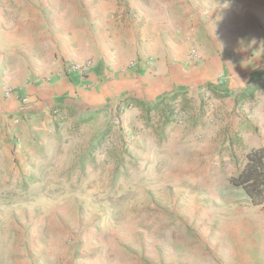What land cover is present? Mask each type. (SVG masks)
Returning <instances> with one entry per match:
<instances>
[{
  "label": "rangeland",
  "instance_id": "1",
  "mask_svg": "<svg viewBox=\"0 0 264 264\" xmlns=\"http://www.w3.org/2000/svg\"><path fill=\"white\" fill-rule=\"evenodd\" d=\"M34 2L0 0L3 35ZM6 86L17 85L0 83V264H195L189 255L210 252L208 241L228 224L248 225L229 218L254 205L228 180L240 150L264 144V124L230 134L204 113L188 114V105L165 125L168 101L136 115L118 101L85 138L90 116L63 125L52 106L11 111L14 124L4 113ZM183 244L185 259L173 260Z\"/></svg>",
  "mask_w": 264,
  "mask_h": 264
},
{
  "label": "crops",
  "instance_id": "2",
  "mask_svg": "<svg viewBox=\"0 0 264 264\" xmlns=\"http://www.w3.org/2000/svg\"><path fill=\"white\" fill-rule=\"evenodd\" d=\"M21 12L11 35L0 31L6 42L0 46V83L17 85L11 97L3 89L4 113L12 121H19L14 111L37 114L52 106L65 116L63 125L90 116L88 138L100 130L112 103L120 101L128 107L125 115H136L142 106L168 101L163 124L188 105V114L204 113L216 129L227 124L230 134L253 121L264 124V0H39ZM191 46L201 60L188 56ZM84 60L92 61L84 76L63 67ZM130 62L137 64L128 67ZM257 207L229 216L248 225L228 224L223 236L208 241L210 252L188 259L264 264V211ZM184 246L172 249L173 260L185 259L177 252Z\"/></svg>",
  "mask_w": 264,
  "mask_h": 264
},
{
  "label": "trees",
  "instance_id": "3",
  "mask_svg": "<svg viewBox=\"0 0 264 264\" xmlns=\"http://www.w3.org/2000/svg\"><path fill=\"white\" fill-rule=\"evenodd\" d=\"M176 96L170 99H175ZM239 153L242 164L228 182L242 190L252 205H261L264 203V144L243 148Z\"/></svg>",
  "mask_w": 264,
  "mask_h": 264
},
{
  "label": "built area",
  "instance_id": "4",
  "mask_svg": "<svg viewBox=\"0 0 264 264\" xmlns=\"http://www.w3.org/2000/svg\"><path fill=\"white\" fill-rule=\"evenodd\" d=\"M188 56L192 60H195V61H199L201 59L199 53L196 50V48L193 47V46H191L189 48ZM149 62H151V59H149ZM136 64L137 63L130 62L128 64V67H135ZM63 67L65 68V71L67 73H69V74H79V75L84 76L91 69L92 61L91 60H84V61H80V62H77V63H70V64H68V62H67L66 64H64ZM222 78H223L222 76L218 77L219 82L223 81ZM5 94H6L7 97H11V96L16 94V91L13 88H8V89L5 90ZM21 101L23 103H27L28 99L26 97H24ZM18 122H19L18 119L13 120L14 124H17Z\"/></svg>",
  "mask_w": 264,
  "mask_h": 264
}]
</instances>
